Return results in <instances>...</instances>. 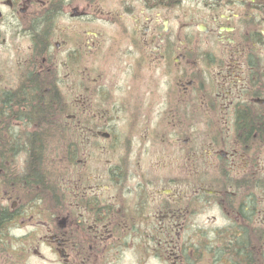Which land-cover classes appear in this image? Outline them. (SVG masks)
Masks as SVG:
<instances>
[{
  "label": "flooded vegetation",
  "instance_id": "flooded-vegetation-1",
  "mask_svg": "<svg viewBox=\"0 0 264 264\" xmlns=\"http://www.w3.org/2000/svg\"><path fill=\"white\" fill-rule=\"evenodd\" d=\"M0 0V264H264V0Z\"/></svg>",
  "mask_w": 264,
  "mask_h": 264
},
{
  "label": "rangeland",
  "instance_id": "rangeland-1",
  "mask_svg": "<svg viewBox=\"0 0 264 264\" xmlns=\"http://www.w3.org/2000/svg\"><path fill=\"white\" fill-rule=\"evenodd\" d=\"M200 1L198 0H184L183 1V5H181L182 8H187L191 5H196L198 4Z\"/></svg>",
  "mask_w": 264,
  "mask_h": 264
}]
</instances>
